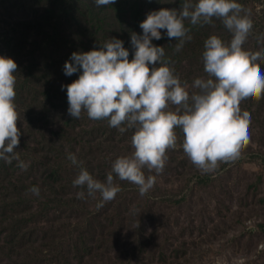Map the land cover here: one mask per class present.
I'll list each match as a JSON object with an SVG mask.
<instances>
[{
	"label": "rangeland",
	"instance_id": "obj_1",
	"mask_svg": "<svg viewBox=\"0 0 264 264\" xmlns=\"http://www.w3.org/2000/svg\"><path fill=\"white\" fill-rule=\"evenodd\" d=\"M197 0H192L195 4ZM240 15L253 31L244 54L264 55V0H237ZM183 0H115L97 6L93 0H0V55L14 59L17 126L15 151L27 170L0 159V264H264V97L239 108L251 117L250 141L240 157L213 174H202L184 152V134L167 150L164 170L144 195L121 180L115 198L101 201L99 192L73 180L84 167L101 182L114 161L131 155L135 129L124 132L107 120L68 113L66 87L82 69L66 75L73 52L99 50L108 39L124 41L134 56L131 33L151 11L180 10ZM192 38L179 51L176 38L162 29L153 43L165 48V59L191 95L204 69L205 41L212 35L230 43L232 32L222 18L193 25ZM264 72V62L256 65ZM175 110L176 105H169ZM81 164H73L68 153ZM38 186L37 196L28 191ZM85 192L84 198L77 193Z\"/></svg>",
	"mask_w": 264,
	"mask_h": 264
},
{
	"label": "clouds",
	"instance_id": "obj_2",
	"mask_svg": "<svg viewBox=\"0 0 264 264\" xmlns=\"http://www.w3.org/2000/svg\"><path fill=\"white\" fill-rule=\"evenodd\" d=\"M95 5H112L115 0H93ZM237 0H183L181 9L151 11L141 22L142 34L131 33L134 56L124 41L112 37L99 50L73 52L65 62L64 71L71 76L82 69L79 78L66 87L68 113L79 118L86 111L93 120H107L111 127L124 132L135 129L131 137L134 151L118 157L106 182L93 177L81 167L73 180L74 186L86 187L88 196L101 195L98 206L115 198L121 190L113 183V172L121 180H128L146 194L156 182L155 175L145 176L143 169L164 170L170 148L177 145L176 130L183 134L182 147L202 174H213L218 166H228L240 157L241 149L250 141L251 117L241 115L239 108L264 97V72L256 65L264 62V55L244 54L242 48L253 31L247 16H241ZM222 18L232 32L230 43L216 35L204 44V69L211 78H197L194 86L199 92L191 95L182 85L165 59V48L157 46L153 38H162L166 29L169 38H176V50L191 40L184 20L193 25L211 23ZM16 61L0 55V159L19 161L18 167L27 170L29 164L20 160L15 148L21 132L17 126L18 111L15 103ZM176 105L169 110V105ZM73 164H81L75 153H68ZM28 191L40 194L38 186ZM84 198L82 190L77 194Z\"/></svg>",
	"mask_w": 264,
	"mask_h": 264
}]
</instances>
